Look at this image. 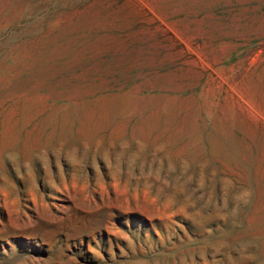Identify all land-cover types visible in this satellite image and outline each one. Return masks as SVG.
<instances>
[{
	"label": "rangeland",
	"instance_id": "obj_1",
	"mask_svg": "<svg viewBox=\"0 0 264 264\" xmlns=\"http://www.w3.org/2000/svg\"><path fill=\"white\" fill-rule=\"evenodd\" d=\"M0 264H264V0H0Z\"/></svg>",
	"mask_w": 264,
	"mask_h": 264
}]
</instances>
